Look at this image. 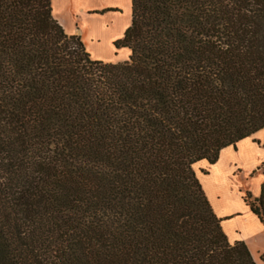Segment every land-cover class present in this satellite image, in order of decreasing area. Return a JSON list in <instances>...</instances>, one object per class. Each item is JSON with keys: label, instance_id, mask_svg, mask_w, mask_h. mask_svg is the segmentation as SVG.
Segmentation results:
<instances>
[{"label": "trees", "instance_id": "obj_1", "mask_svg": "<svg viewBox=\"0 0 264 264\" xmlns=\"http://www.w3.org/2000/svg\"><path fill=\"white\" fill-rule=\"evenodd\" d=\"M131 4L111 63L0 0V264H256L194 166L264 129V0Z\"/></svg>", "mask_w": 264, "mask_h": 264}, {"label": "crops", "instance_id": "obj_2", "mask_svg": "<svg viewBox=\"0 0 264 264\" xmlns=\"http://www.w3.org/2000/svg\"><path fill=\"white\" fill-rule=\"evenodd\" d=\"M102 1L105 0H100ZM94 2L96 1L52 0L54 18L63 26L68 35L83 36L87 48L92 41H89L87 28L82 27V23L87 21L88 11L91 10ZM85 34L86 37H84ZM91 35L93 36V33ZM111 63L118 62L111 61ZM242 153L246 156L241 158L238 155ZM263 165L264 129L239 141L236 146L221 150L215 164L202 160L195 165V170L200 172L198 178L203 190L215 214L222 219L221 225L228 240L230 243L243 241L250 250H252V244L264 239V225L244 201L241 192L243 178L239 175V171H242L243 175L257 172L247 184L249 192L257 198L260 196L264 183V172L260 170Z\"/></svg>", "mask_w": 264, "mask_h": 264}, {"label": "rangeland", "instance_id": "obj_3", "mask_svg": "<svg viewBox=\"0 0 264 264\" xmlns=\"http://www.w3.org/2000/svg\"><path fill=\"white\" fill-rule=\"evenodd\" d=\"M95 1V4L93 6L91 5V10L88 11L89 16H87V21L82 23V27L87 28V33L90 38L89 41H92V44H88V48L85 45L87 52L90 53L91 57L106 62L127 61L131 54L130 50L123 47L117 48L115 46V42L124 37L125 31L131 24V0H105L102 2H100V0ZM92 33L93 36L91 35ZM77 36H80L84 42L83 36L79 34H77ZM84 37H86V34ZM238 156L242 158L245 157L246 154L242 153ZM260 170L264 172V165ZM195 172L198 177L200 172L196 170ZM256 173L257 172H253L252 174L245 173L243 175V172L239 171V175H241L243 178L241 185V192L243 193V196L249 192V187L247 184ZM252 245V250H249L256 264H264V260L262 258L264 255V239Z\"/></svg>", "mask_w": 264, "mask_h": 264}]
</instances>
